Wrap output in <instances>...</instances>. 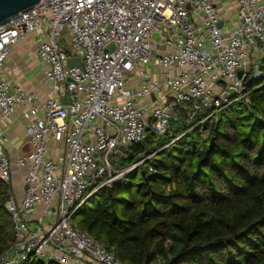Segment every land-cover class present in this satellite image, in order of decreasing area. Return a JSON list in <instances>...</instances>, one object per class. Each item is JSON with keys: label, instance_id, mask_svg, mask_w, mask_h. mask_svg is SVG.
Segmentation results:
<instances>
[{"label": "built area", "instance_id": "built-area-1", "mask_svg": "<svg viewBox=\"0 0 264 264\" xmlns=\"http://www.w3.org/2000/svg\"><path fill=\"white\" fill-rule=\"evenodd\" d=\"M38 33L37 57L54 94L44 102L4 70L12 47ZM72 58L85 71L70 68ZM152 64L161 80L147 71ZM263 68L264 0H42L1 25L0 114L23 112L32 150L16 163L28 170L24 199L10 194L15 241L0 264H124L75 215L141 164L151 171L180 137L138 163L123 164L125 149L168 135L177 111L199 125L221 116L247 100V83ZM51 140L65 146L57 160ZM6 145L0 133V179L10 185Z\"/></svg>", "mask_w": 264, "mask_h": 264}, {"label": "trees", "instance_id": "trees-1", "mask_svg": "<svg viewBox=\"0 0 264 264\" xmlns=\"http://www.w3.org/2000/svg\"><path fill=\"white\" fill-rule=\"evenodd\" d=\"M246 87L221 116L173 126L180 139L140 168V183L137 170L101 191L76 225L124 264H264V76ZM161 139L133 148L153 152ZM11 193L0 179V258L15 241Z\"/></svg>", "mask_w": 264, "mask_h": 264}, {"label": "crops", "instance_id": "crops-1", "mask_svg": "<svg viewBox=\"0 0 264 264\" xmlns=\"http://www.w3.org/2000/svg\"><path fill=\"white\" fill-rule=\"evenodd\" d=\"M44 34H31L24 41L14 45L5 63L6 75L17 85L27 91L34 93L39 101L44 102L54 97L52 85L46 80L44 65L37 57L39 44ZM147 71L157 80L162 79V68L152 64ZM137 80V85H140ZM58 97V96H57ZM63 101V100H62ZM26 121L22 111L14 116L5 118L0 114V133L7 139L6 151L10 156L11 190L18 202L24 199V181L27 169H19L16 163L20 156L26 155L30 148V142L25 130ZM50 158L57 160L65 150L62 143L53 140L49 142Z\"/></svg>", "mask_w": 264, "mask_h": 264}, {"label": "water", "instance_id": "water-1", "mask_svg": "<svg viewBox=\"0 0 264 264\" xmlns=\"http://www.w3.org/2000/svg\"><path fill=\"white\" fill-rule=\"evenodd\" d=\"M42 0H0V26L8 23L12 18L16 17L20 13H24L27 11H30L33 9L35 6L40 4ZM219 26H222V23L219 24ZM114 45H110L108 47V50H113ZM68 66L74 67L77 66L79 67L82 71H85V67L83 62L78 59V58H72L68 62ZM239 77H242V72L239 73ZM236 93L235 89H232L230 93H227L224 95L225 98L231 97L233 94ZM169 97L174 98L175 94L174 93H169ZM70 101L69 98L63 99L62 103L67 104V102ZM215 139H212L211 146H213ZM31 148V145H30ZM31 153V150L27 152L26 155H29ZM150 150L146 149L145 154H149ZM142 157L136 158L135 162H141ZM143 168V164L140 166Z\"/></svg>", "mask_w": 264, "mask_h": 264}, {"label": "rangeland", "instance_id": "rangeland-1", "mask_svg": "<svg viewBox=\"0 0 264 264\" xmlns=\"http://www.w3.org/2000/svg\"><path fill=\"white\" fill-rule=\"evenodd\" d=\"M263 70H264V68H263ZM176 115L177 116L174 119H172V122H171V125H172V128H171L172 129V134H170V138H169V136H164V137H162L160 143H163V142H166V141L169 142V141H171V140L174 139L173 138L175 136V132H174L175 129H174V127H177V126H190L193 123H195V122L189 120V118L187 117V115H185L187 118H183L184 115H182L181 112H179V111L176 112ZM176 138H179V136L176 137ZM148 144H149V146L154 147L153 144H150V143H148ZM124 152L129 156V159L127 161L122 160L123 164L131 163V162H133L136 159L137 156H139V155H137V153H138L137 150H135L133 147L130 148V149H125ZM140 172H141V170L139 169L137 171L136 175H133L132 179H130V180H133V182L135 184H139L140 183V175H141ZM128 180L129 179H126L125 181H128ZM78 213L74 217V223L75 224H77L79 222L80 218H81V216H79Z\"/></svg>", "mask_w": 264, "mask_h": 264}]
</instances>
